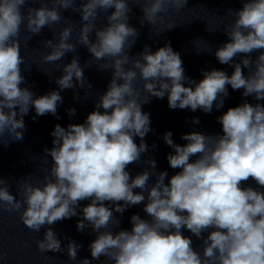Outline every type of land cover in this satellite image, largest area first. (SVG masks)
<instances>
[{"label": "clouds", "instance_id": "1", "mask_svg": "<svg viewBox=\"0 0 264 264\" xmlns=\"http://www.w3.org/2000/svg\"><path fill=\"white\" fill-rule=\"evenodd\" d=\"M239 2L240 9L224 14L233 17L223 30L228 41L214 52L207 45L195 50L214 55L233 72L202 71L197 81L185 75L181 55L170 42L155 51L145 44L130 55L141 35L129 24L133 5L142 12L141 28L164 25L156 33L161 36L180 27L165 25V19L185 9L189 0H0V145L24 140V117L30 109L35 110L33 120L48 114L60 119L61 92L71 89L79 101L86 83L92 89L78 46L93 60L104 61L97 71L111 73L107 90L98 95L95 110L83 123L54 126L52 147L43 150L44 162L50 157L51 163L42 180H17L13 194L0 176V212L18 213L30 231L44 230L43 239L35 241L39 252L66 253L69 261H77L82 245L68 236H63L68 241L63 245L53 227L77 217L78 232L95 234L88 245L90 258H80L77 264H264V0ZM37 3L39 7L29 6ZM69 10L80 15L75 43V22L62 15ZM101 13L107 23L98 26ZM62 21L68 26L53 31ZM22 26L29 41L44 28L52 32L53 39L43 41L50 49L45 62L54 64L75 53L55 78L58 90L36 96L31 85L21 87L28 84L23 72L31 70L22 68ZM138 78L142 87H137ZM229 86L243 90L245 99L217 117L221 132L191 131L181 136L184 145L174 141L171 131L165 132L162 139L173 149L166 159L178 171L170 177L167 171H157L156 160L148 155L157 145L150 148L145 141L153 131L150 114L142 106L167 96L170 109L210 114L224 108ZM89 95L85 92L84 98ZM76 111L66 109L69 117ZM192 123L199 125V118L193 117ZM133 164L147 167L132 176L128 167ZM141 204L147 218L134 213L131 228H123L116 214ZM193 237L201 242L199 248ZM5 258L0 249V261Z\"/></svg>", "mask_w": 264, "mask_h": 264}]
</instances>
